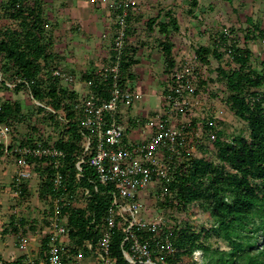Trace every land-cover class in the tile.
Wrapping results in <instances>:
<instances>
[{
	"label": "built area",
	"instance_id": "2783aa9c",
	"mask_svg": "<svg viewBox=\"0 0 264 264\" xmlns=\"http://www.w3.org/2000/svg\"><path fill=\"white\" fill-rule=\"evenodd\" d=\"M136 4L137 0L112 2L119 25L114 46L116 55L111 64L97 70V74L108 83L109 97L102 99L91 80L82 81L89 88L86 94L78 92L80 98L76 108L81 110L84 151L77 157L76 178L80 183L85 177L84 165L90 166L94 171V176L89 177L90 186H78L70 195L64 193L66 185L61 169L65 152L53 143L19 145L12 139L9 122H0V163L11 164V159H15L17 172L12 186L18 199L23 197V187L36 173L33 166H40L43 158H49L54 170V192L48 196L50 217L43 225L48 238L47 248L43 250L45 257L36 260L27 254L25 264H118L112 251L116 230L121 236L123 257L129 264H167L168 255L176 252L174 233L177 228L169 223L165 214L160 212L162 210L157 209L155 215H145L141 211L143 198L148 197L149 190L154 189L157 202H166L171 196L168 184L172 181L178 162L191 158L192 150L187 144L185 129L192 125L189 117L192 116L193 107L198 104L199 85L202 81H209L208 70L211 68L201 62L196 51L181 58L173 69L172 85L164 96V108H156L147 122L153 132H148V136L140 141L127 140V130L120 120L121 105L135 104L143 98L142 92L132 89L133 84L130 83L131 88L127 84L125 87L120 84L122 56L128 46V18L136 12ZM221 34L223 39L219 38L214 45L222 54L223 66L227 67L228 63L234 67L240 66L234 60L233 47L236 45L249 49L253 57L262 63L264 70V26L249 25L244 30L224 26ZM51 75L70 86L74 83L73 75L65 68L52 66ZM38 77L15 74L8 79L0 68V83L10 90L25 87L23 93L29 102L56 113L51 105L34 97L32 88ZM255 91L251 100L260 101L264 108V87ZM59 116L62 122H66L64 112L60 111ZM178 116L188 119L179 120ZM179 121L180 127L176 125ZM215 138L214 133L209 134L208 140L212 143L210 150ZM31 156L34 161H29ZM101 187L108 188L111 201L102 217L99 233L96 238H84L76 245L70 235L68 216H63L62 210L65 206L80 205L86 208L92 195L101 191ZM18 226L20 247L26 251L30 246V226L21 223Z\"/></svg>",
	"mask_w": 264,
	"mask_h": 264
},
{
	"label": "trees",
	"instance_id": "16d2710c",
	"mask_svg": "<svg viewBox=\"0 0 264 264\" xmlns=\"http://www.w3.org/2000/svg\"><path fill=\"white\" fill-rule=\"evenodd\" d=\"M1 1L0 9L6 16L5 18L1 16L0 21L6 19V22H0V68L4 70V75L8 79L15 74L33 78L39 76L32 88L34 97L51 105L56 113L48 112L44 107L36 105L34 108L38 113L47 112L49 118L60 126L59 138L55 141L49 138L43 140L41 135L37 140H32L27 134L15 141L22 146L53 143L56 148L63 150L66 154L61 169L66 185L63 192L70 195L78 186H90L89 177L94 176L93 169L84 165L85 177L80 183L76 178L77 157L84 151L80 124L81 110L76 108L80 95L70 84L54 79L51 75L53 65L50 61L58 56L50 49L51 45L47 39L45 26L48 23L42 0ZM132 16L131 14L128 18V28ZM12 20L16 23V28H13L10 22ZM153 25L154 21L150 20L148 27L151 29ZM171 26L178 30L177 19L171 18ZM169 28V23H160V30L167 32ZM219 38L223 39L221 31L217 33L216 41ZM163 50L168 68L173 70L175 62L172 43L164 44ZM233 51L235 63L240 66L234 67L228 63V67H225L219 64L215 70V77L225 93V103L236 116L247 123L249 134L227 137L223 131H216L214 124H210L214 122L210 118L205 126L208 128L207 131L214 130L216 135L212 149L213 158H208V154L204 153L186 162H178L179 165L172 174V181L168 184L171 196L160 205H170L184 212L194 204L201 205L209 210L215 224L212 229L203 228L197 231L189 225L177 229L174 233L176 252L167 257L171 264H185L180 263L181 255L192 257L196 250L204 251L207 258L212 256L211 260L203 264H264V242L261 247H257V240L250 239V235L258 231L264 235V108L260 101L253 102L250 98L256 94L255 90L264 87V70L258 71L252 66L253 55L249 49L235 45ZM112 53L105 65L111 64L114 60L115 51ZM196 53L203 62H208L211 56L218 62L222 59V54L215 45L199 46ZM136 54L137 48L128 45L122 56L120 84L123 87L127 83L126 79H131L132 82L135 79L132 67L138 62ZM84 77L95 83V89L102 99L109 97L106 89L108 83L96 71L92 70ZM205 84L206 81H202L200 86ZM0 85L1 89L14 92V95L26 91L25 87L10 90L3 83ZM26 98L27 95L24 99ZM22 109L17 98L9 96L3 100L0 96V122L17 119L23 115ZM60 111L64 112L66 122L60 119ZM33 130L37 128L34 127ZM34 160V157H29V161ZM36 173L41 183L39 197L43 201H48V196L54 192L52 160L43 158ZM24 194H31L28 185L23 187ZM110 201L108 188L101 187V191L92 195L86 208L80 205L63 208L62 214L68 216L70 235L76 245L84 238H96ZM258 220L262 226L258 224ZM20 221L22 225H27L28 219L22 218ZM29 226L33 228V225ZM212 232L230 244L229 252L212 247L208 238ZM120 238L116 230L112 245L113 255L118 259V264H129L123 257ZM47 241L48 238L45 236L42 240L43 250L47 248ZM0 264H25V261L24 258L18 257L11 261H0Z\"/></svg>",
	"mask_w": 264,
	"mask_h": 264
},
{
	"label": "rangeland",
	"instance_id": "374dc122",
	"mask_svg": "<svg viewBox=\"0 0 264 264\" xmlns=\"http://www.w3.org/2000/svg\"><path fill=\"white\" fill-rule=\"evenodd\" d=\"M110 1L111 0H96V2H91V0H83V2H79V5L84 6L80 13L84 14L83 16L85 17L86 23L88 24L87 19H91V14L93 13L99 12V14L105 15L108 7H110ZM1 2L0 0V4ZM42 2L48 23L45 26V31L48 34L47 39L51 45L50 49L58 56L52 59L50 64L68 70L74 77V83L71 85V88L81 94H86L89 88L88 85L82 83V81L86 80L84 76L92 70L97 72V70L105 66L108 58L113 54L112 52L115 46L114 38L119 28L118 17L116 14L114 15L111 6V10H109L110 16L107 15V19H101L102 22L98 23V28H96L97 30L95 31L97 34L90 32V29L94 30L95 28L90 24L89 29L83 25L79 28V25L75 26L74 23H69L68 25L71 26V28L68 29L69 26L67 28L65 23H61L63 29L57 30L58 27L55 25L56 16L61 15L65 17L68 15L74 17L77 10L75 11L73 5V13L67 14L66 8H70L71 6H66L64 0H62V3L60 0H42ZM103 2H107L106 5H103L105 4ZM111 2H113V0ZM185 2L189 4L191 0H186L184 3ZM102 5L105 6L104 10L101 8ZM137 5L138 4H136V12L132 14L133 16L140 15L141 10ZM189 5L191 7L193 6L191 3ZM201 5L202 7L198 11L199 18L196 26L186 22L190 20L191 17L187 16L191 14L186 10V6L179 7L180 9L178 12L183 13L181 14L182 24L180 23L179 25V27L182 26L180 30L169 29L167 32L163 30L160 31L159 25L154 26V28L150 30L147 21L135 20L134 23L129 22L127 44L136 47V43H138V45L144 47L146 44L152 42L150 40L148 41L147 37L152 36V33L157 31L156 34L158 37H155L152 45L156 48V51L162 53L161 57L158 58V62L162 61L164 63H162V67L158 68V66H156L157 68H154L153 72L138 70V78L140 79L136 82H132L131 79H126L127 83H125L128 87H132L130 85L131 83L133 84L132 89H137L143 93V98L139 102L131 105H121L120 120L125 125L127 130L126 133L132 134V138L134 136H139V139L142 140L148 136V132H153L152 129L148 128L147 122H149V118L156 108H164V96L169 92V88L172 85L173 70L168 68V62L165 59L166 54L163 50L164 44L169 40L166 34L175 32L178 40H180V48L174 50V54L172 52L174 62L177 64L185 54L188 52H195L199 46H204L202 44L203 41H200L199 38H195L194 36L205 38L207 44L212 45L216 33L225 26L224 24L222 25V21L228 24H233V21H235L237 24L242 25L240 26L241 29L244 25L247 27L249 24L254 26H261L264 24V0H202ZM210 12H213V14L211 15ZM204 15H208L209 18L215 21L220 20L221 22H213V26L216 25V27H210L202 31L200 27L209 26V24L204 23L206 20ZM1 16L5 18L6 14L0 9V17ZM1 20L3 23L6 22V19ZM7 20H9V18ZM11 24L13 28L17 27L13 20ZM169 25H171L170 22ZM194 27L199 29L198 32L193 33L190 30ZM207 32L211 34V40L208 38ZM183 36H188L190 38L187 37L186 39L183 38ZM164 39L167 40L164 41ZM248 46L250 47L251 44L249 43ZM201 62L211 68L208 70L209 81H206V84L202 87L199 85V90L197 92L198 104L193 107L192 116L189 117V121L192 125L185 129V136L187 144L192 150L191 158L200 157L205 153L208 154V158L212 159L214 150H210L209 148L210 144L212 146V143L209 142L208 137L210 133L215 134V132L214 130L207 131L208 128L205 126L210 118L211 121H214L213 126L216 131H223L227 137H233L239 134L248 136L249 128L247 123L236 116L225 103V93L222 91L220 82H218L215 77V70L219 64L222 65V61L218 62L211 56L208 62ZM252 66L258 71H262V63L253 56ZM14 94L15 93L11 91H4V89H1L0 85V96L3 97V100L9 96L13 99L17 98L23 107V115L9 122L12 128V139L14 141L20 139L24 134H27L32 140H37V137L40 135L43 140L49 138V140L55 141L58 139L60 132L58 123H55L54 120L49 118L47 112L38 113L36 108H34L35 104L31 105L28 98L24 99V93H18L16 94L17 96ZM185 118L188 119V117ZM178 119L184 120L181 116H178ZM179 124L180 121L176 122L178 127L181 125ZM34 127H36L37 130H33ZM11 160V164L0 163V261H11L18 257L26 259L27 254L31 255L30 257L36 260H42L45 257L42 239L46 236L47 232L46 227L43 225L47 224L48 217H50V213H48L49 204L48 201H43L38 197L35 191H32L30 195L24 194L22 198L18 199L15 195V189L12 186L14 176L17 172V165L14 158ZM32 164L35 165L34 163ZM33 168L35 172L38 166H33ZM36 180L37 178L34 175L32 179L27 182V185L32 186L38 191L41 183ZM143 201L144 205L141 211L144 212L145 215H155L157 209L162 210L160 212L165 214L169 223L177 229L189 225L193 230L195 229L197 231L203 228L212 229L215 224L214 217L209 210L201 205L194 204L186 212L177 210L170 205H160V203L157 202V194H155L154 189L149 190L148 197L143 198ZM22 218L28 219L26 226L33 225V228H30V246L29 249L26 250L27 252L20 247V226H18V224L21 222L20 220ZM258 224L262 226L259 220ZM208 238L214 249L219 248L226 252L230 251V244L222 237L212 232ZM250 239H256L258 242L257 247H261L264 242V235L261 231H258L252 233ZM206 258L204 251L196 250L192 257L182 254L180 263L184 262L187 264L197 262L198 264H203L211 260L212 256L210 255L208 257L209 259ZM167 264H171L169 260Z\"/></svg>",
	"mask_w": 264,
	"mask_h": 264
},
{
	"label": "crops",
	"instance_id": "0c3cea01",
	"mask_svg": "<svg viewBox=\"0 0 264 264\" xmlns=\"http://www.w3.org/2000/svg\"><path fill=\"white\" fill-rule=\"evenodd\" d=\"M60 1L62 3V0H60ZM64 1H65L66 6H68V5L71 6L70 8H68V7L66 8V13L67 14L73 13L74 9H75V11L77 10V13H76V15H74V17H72V16L70 17L68 15H67L68 17L67 16L64 17V16H61V15L60 16H56L55 25H57V27H58L57 30H62L63 29L61 23H65V26L67 28L69 26L68 25L69 23H72V24L74 23L75 26L79 25V28H81V26L83 25L84 27H87L89 29H90V27H89V24H90L93 27H95L94 30L90 29V32L94 34L95 31L97 30L96 28H98V23L102 22L101 19L105 20V19H107V15L110 16L109 15V13H110L109 10H111L110 8L112 6V2H111L112 0L110 1V4H109L110 7H108V10H107L108 13L105 10L106 11L105 15L99 14V12L91 14L92 18L91 19H89V18L87 19L88 20V24L86 23L85 17L83 16L84 14L80 13V12H82V7H84V6L83 5H79V2H83V0H64ZM184 1H186V0H137V2H138L137 3L138 4L137 7L141 10L140 11V15L139 16H133L129 20V22L130 23H134L135 20H143V22L147 21V23H148L151 20V21H154V25L151 28V29H153L154 26H156V25H159V28H160V23H162V22H166V23L170 22L171 23V18H175V19H177L178 25H180V23L182 24L181 14H183V13H179L178 12L179 9H180L179 7L180 6H182V7L186 6V8H187L186 10L188 11V13L191 14V15H187V16H189V17L191 16V17H190V20H187L186 22L189 23V24H192L193 26H196L198 18H199L198 11L202 7V5H201L202 0H191L190 3H191V5H193L192 7L189 5L190 3L189 4H187L186 2L184 3ZM208 1H210V0H208ZM103 3H105V2H103ZM106 3L103 4V5H106ZM87 4H88V2H87ZM73 5L75 7L74 9L72 8ZM103 5L101 7L102 10H104V8H105V6H103ZM112 11H113V9H112ZM113 12H111V13H113ZM141 12H142V15H141ZM210 13H211V15L213 14V12H210ZM115 14L117 16L116 12H114V15ZM204 18L206 19L204 23L205 24H209V26H205V27L202 26V28L200 27V30H202V31H204L206 29H209L210 27H216V25L213 26V24H212L213 22H218V23L221 22L220 20L215 21V20L209 18L208 15H204ZM223 24L225 26L226 25L227 26H232L233 28H241L240 26H242L241 24H237L235 21H233V24H228L227 22H223L222 21V25ZM249 25H251V24H249ZM263 26H264V24L261 25V26L259 25V27H263ZM181 27L182 26H180V27L178 26V30H180ZM257 27H258V25H257ZM70 28H71V26H69L68 29H70ZM169 29H173L171 25H170ZM190 30L193 33H195V32H198L199 29L194 27V28H192ZM160 31H162V30H160ZM156 33H157V31H154L152 33V36H148L147 37L148 41L149 40L152 41L150 44H146L144 47H142L141 45H138V43H136V47H137L136 56L138 58V62L132 67V71L135 74V79L133 80V82H136L138 79H140V78H138V72L139 71L143 70V71L153 72L154 68H157L156 66H158V68H159V67H162V65L164 64L162 61L158 62V58L161 57L162 53H159L158 51H156V48L152 45L155 37L157 36ZM95 34H97V33H95ZM173 35H175V32L174 33L170 32V34H166V37H167V39L169 38V40L164 39V41L167 40V43L168 42L172 43V52L174 54V50H178L180 48L181 43H179L180 40H178V37L176 35H175L176 37L173 36ZM210 35H211L210 33L207 34L208 38L211 40ZM187 37L188 36H183V38H186V39H187ZM194 37L195 38H199L200 41H203L202 44L204 46H212V45H214V43H216L217 33H216V36L214 38V41H213L212 45L207 44L205 38H201L199 36H194ZM188 38H190V37H188ZM187 54H189V52ZM187 54H185V55H187ZM129 138H131V140H133V141H140V139H139L140 137L139 136L138 137L134 136L132 138V134H127L126 139L129 140ZM35 177L37 178L36 181H39V183H40V179L37 176V173H35ZM28 187L30 188L31 193H32V191H35V193L37 192V195L39 197V189L37 191V189L35 190L30 185Z\"/></svg>",
	"mask_w": 264,
	"mask_h": 264
}]
</instances>
